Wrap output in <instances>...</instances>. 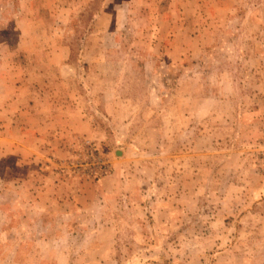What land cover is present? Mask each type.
<instances>
[{"label":"rangeland","instance_id":"obj_1","mask_svg":"<svg viewBox=\"0 0 264 264\" xmlns=\"http://www.w3.org/2000/svg\"><path fill=\"white\" fill-rule=\"evenodd\" d=\"M0 264H264V0H0Z\"/></svg>","mask_w":264,"mask_h":264}]
</instances>
